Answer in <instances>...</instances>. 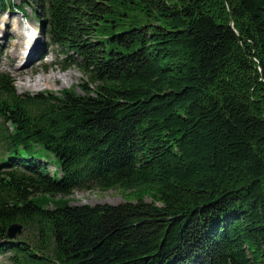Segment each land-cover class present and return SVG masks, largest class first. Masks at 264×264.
Masks as SVG:
<instances>
[{"label": "trees", "instance_id": "trees-1", "mask_svg": "<svg viewBox=\"0 0 264 264\" xmlns=\"http://www.w3.org/2000/svg\"><path fill=\"white\" fill-rule=\"evenodd\" d=\"M37 3L65 67L86 78L82 92L20 94L0 71V254L264 264V0ZM93 187L131 198L69 203ZM15 223L24 240L9 238Z\"/></svg>", "mask_w": 264, "mask_h": 264}, {"label": "rangeland", "instance_id": "rangeland-1", "mask_svg": "<svg viewBox=\"0 0 264 264\" xmlns=\"http://www.w3.org/2000/svg\"><path fill=\"white\" fill-rule=\"evenodd\" d=\"M22 0H14L16 4H20ZM26 14L17 10H2L0 12V71H5L11 74L15 81L16 89L20 94L31 93L37 94L41 92H51L60 94L65 89H74L77 92H82L80 84L85 82L86 75L75 65L65 67V55L59 50V47L50 43L46 32L47 23L37 16L35 10H41L38 7L37 0H27L25 5ZM28 29L30 33L28 34ZM38 33L44 46L38 53V57L34 56L31 62L32 67L27 72H20V62L23 58L20 57V52L25 53L28 48V40L23 37ZM34 52L31 57L35 54ZM20 57L19 60H17ZM30 57V58H31ZM25 64V63H24ZM21 69V70H20ZM20 70V71H19ZM4 150L0 143V164ZM50 170H55V165L49 166ZM60 176V172H57ZM67 198V197H66ZM131 198L128 192L117 188L101 190L93 187L90 189H75L68 197V201L72 205L77 204H120ZM151 200L150 197H146ZM47 208L55 207V204L50 202ZM30 231L23 228L22 233L16 238L28 236ZM10 253L0 254V264H11Z\"/></svg>", "mask_w": 264, "mask_h": 264}, {"label": "bare ground", "instance_id": "bare-ground-1", "mask_svg": "<svg viewBox=\"0 0 264 264\" xmlns=\"http://www.w3.org/2000/svg\"><path fill=\"white\" fill-rule=\"evenodd\" d=\"M27 33L28 34L30 33V29H28ZM28 34L27 35L23 34V37H25L28 40V48H27L25 53L20 52V54H22V55H20V57L23 58V56H24V58L21 61H19V63L23 62L20 65L21 69H22V70L20 69L21 71L19 70L20 72H22L23 70H25L23 72H27L29 70V68L32 67L33 62H31V61L34 58V56L38 57V53L41 49V47H39V45L44 46L42 40L40 39V35L38 33L34 32V33H31V35H28ZM34 52H36V53L31 57V55ZM20 57L17 60H19Z\"/></svg>", "mask_w": 264, "mask_h": 264}, {"label": "water", "instance_id": "water-1", "mask_svg": "<svg viewBox=\"0 0 264 264\" xmlns=\"http://www.w3.org/2000/svg\"><path fill=\"white\" fill-rule=\"evenodd\" d=\"M233 26V22L231 23ZM23 225L21 223H15L9 227L8 236L10 239H15L18 234H21Z\"/></svg>", "mask_w": 264, "mask_h": 264}]
</instances>
